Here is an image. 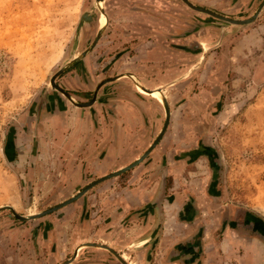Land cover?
Segmentation results:
<instances>
[{"label":"rangeland","instance_id":"1","mask_svg":"<svg viewBox=\"0 0 264 264\" xmlns=\"http://www.w3.org/2000/svg\"><path fill=\"white\" fill-rule=\"evenodd\" d=\"M93 1L0 0V207L9 206L19 215L46 211L103 177L104 165L114 169L129 159L115 154L102 160L104 153L91 149L94 143L102 144L100 138L88 137L84 143L85 135L77 132L79 110L52 90L48 80L64 65L55 77L57 84L65 90H72L74 84L87 94L86 103L91 98V91L84 90L89 83L95 89L119 73H131L141 82L138 58L150 47L152 37L140 26L164 21L170 27L164 36L172 41L171 80L165 85L171 113L165 131L167 156L157 162L159 169L173 164L174 151L197 155L201 147H213L218 171H214L212 191L222 198L211 205L212 214L217 215L210 216L211 223L226 209L237 208L264 221V15L252 24L236 25L194 10L181 0H104L108 24L93 45L98 20L103 17L104 25L107 22ZM189 1L227 18L253 14L251 5L245 9L247 0H228L229 4L220 6L218 0ZM85 13L92 14V21L81 22ZM136 31L141 34L137 36ZM85 51L82 58L86 60L68 64ZM145 77H150L147 72ZM103 86H109L106 97L110 101L126 99L137 90L125 78L105 82L100 89ZM44 91L47 105L36 113ZM81 110L82 118L87 110ZM163 113L159 109L147 123L149 141L160 132ZM201 154L188 162L187 168L193 169L180 181L182 188L196 189L199 196L206 193L203 188L211 174L210 162ZM132 171L119 177L126 181L124 186L118 187L115 181L119 178L113 177L110 185H98L41 218L16 220L10 211H0V264H61L78 244L110 246L116 239L120 242L115 250L128 264H171L165 262L163 245L172 236L158 235L135 247L136 239L144 236L135 227L138 219L130 215L133 207L125 203L129 212L124 214L122 206L127 202L122 190L135 183H127ZM139 218L141 223V214ZM105 222L109 226L103 234ZM123 238H133L129 248L121 242ZM207 244L211 252L204 251L194 264L228 263L232 246L221 249L223 240L214 243L216 249ZM66 264L123 263L107 249L85 246Z\"/></svg>","mask_w":264,"mask_h":264},{"label":"crops","instance_id":"2","mask_svg":"<svg viewBox=\"0 0 264 264\" xmlns=\"http://www.w3.org/2000/svg\"><path fill=\"white\" fill-rule=\"evenodd\" d=\"M247 1L248 2L245 6V9H247V7L249 8L251 5L253 12L257 10L261 2V0ZM211 2L212 1L210 0H204L203 3ZM223 2L227 3L228 0L217 1L219 6L224 5ZM198 7L207 9L210 12L214 11V9L206 8L204 7V5ZM262 15H264V6L262 7L258 18H260ZM258 18L256 20H258ZM140 28H142L143 31H148L150 33V36L152 37V43L140 58L137 57L139 59L138 63L141 64L138 69L142 73V76L140 78L138 77L139 80L141 79V82H139L144 88L146 87L150 90L159 91L157 88H160L166 95L165 85L171 80L170 71L172 41L170 42L169 40H167L170 37L164 36V33L166 31L167 33H169L168 30L170 29V27H167V24H165L164 21L161 23V25L153 21L150 22L149 25L147 24L144 27L140 26ZM135 34L139 36L141 33L139 31H136ZM174 44L181 43L174 42ZM202 44V47L205 46L204 43ZM209 45L211 46V44ZM81 59L86 60L85 58ZM77 67L78 66L76 65V68ZM145 72H147L150 76L148 79H146L145 77ZM70 74L71 72H69L67 76L71 77ZM133 74L135 75V73ZM88 87L90 89L88 88L84 90L91 91L90 95L92 97L96 88L93 89L90 83L88 84ZM108 87L109 86H103L98 90L97 101L91 108L84 109L87 111L84 113L82 118L80 116L82 115V108H75L78 109V113H80L78 117V123L81 126H79L80 131L77 129V132L80 133V136L85 135V137H83L84 143L85 138L88 137L89 139L93 140L94 138H100L102 140V144L96 146L94 143V146L91 147V149L95 150L96 152L101 150L104 153L102 155V160H106L108 157L115 154H120L124 157L130 156L126 162L117 164V167H115L114 169H109L106 167V165H104L106 170L101 176L105 175L106 172L116 170L118 168H121L122 166L127 165V163L132 162L146 151V146H149L150 143L153 142L152 140H154L157 136L156 134L159 133V131L156 132V134H154L149 141L150 137H147L148 133H146V131L148 132V129H146L147 123L151 122V120L153 119L152 117L156 116V113L159 112V109L163 110L162 105L160 104L161 102L155 99L151 94H149L151 96L150 97L148 94L141 92L139 90V87H137L138 92L146 94L145 96L135 91L136 93L132 92L126 99L120 98V101H110L106 97V89ZM74 89L76 90L75 87ZM77 92L74 93L78 95L79 92ZM107 111L111 115H108ZM104 112H106L108 119H111L112 123L110 121L108 123L105 121ZM166 134L167 133H165L163 137L160 138L152 151L146 155V158L141 163H139V166H137L134 171H132L131 175L127 176L129 178V180H127V183H133L132 181L134 180L135 183L133 184V188L127 187V189H124L126 191L122 190V192L125 194L124 199H126L127 201L122 204L123 212L128 211L126 206L127 204L125 205V203H129V205L133 207V209H129L132 210L130 212V215L132 218L138 219L135 223V227L139 228V234L144 236L140 240L138 238L136 239L135 247L140 248L146 245L148 239H151L153 237L155 238L158 235L162 237L164 235L165 239L169 236H172V240L169 239L168 242L166 244L164 243L163 245L165 262H169L171 264H183L184 262V264H194L195 256L198 253L197 245L199 243L201 244V247H203V251L211 252V247H205L206 245L209 246V244H207L209 242L211 243L212 247L216 249L214 244L216 239L215 229L220 226L219 223L221 222V220L218 219V217H215L211 223L210 216H217L212 214L211 205H216L218 200L222 197H215V193H213V191L210 193V195L208 193H203L202 196H199V194H196V189L188 190L181 187V179L183 180V177L187 178L185 174L191 172V170L193 169L192 167L187 168L188 162H193L198 158H195L196 154L194 153L186 155L180 153L179 151H174L175 155L172 156L174 160V162H172L173 164H169V167L165 165L160 168L161 170L159 169V164L157 162L161 160V158H164L168 151V149L166 150L165 148ZM96 135L98 137H96ZM133 141H136V143L132 144ZM199 154L201 153L199 152ZM164 170L166 171V189L165 195L164 197H162L160 203L161 208L159 213L157 209L150 208L148 204H150V202L156 196L158 187L157 184L159 185L160 172ZM137 174L138 176H136ZM123 175L124 173L117 177L119 178ZM132 176H134V179H130ZM112 181V179L105 180L103 183L99 184V188L110 185ZM119 182L122 183L119 184ZM125 182L126 181L123 180V177L115 181V183L118 184V187L121 185L124 186ZM149 182L150 186L147 185ZM171 183V186L173 187L172 189H170ZM180 188L182 189L179 191ZM168 191H170L169 195ZM203 192H206L205 187L203 188ZM121 199L123 200V198ZM134 206L136 208H134ZM247 211L250 213V216L254 220H258L259 222H261L264 227L263 219L254 215L249 210ZM228 212L230 213L229 209ZM124 214L126 213L124 212ZM140 214L142 217L141 223V218H139ZM205 215L208 217V219ZM201 218L204 219V224L201 223ZM156 224H160L157 233L155 231ZM209 224H211L212 228L210 227V229L212 230L208 229L207 226H210ZM107 226H109V223L105 222L104 227H102L103 234H105V227ZM239 226L240 224H238V227ZM238 227L234 225L228 226L226 229L225 227H223V225L222 227H219L220 229H224L222 230V232L224 233L222 236V240L225 242V244L221 247V249L225 248L226 250H230V246H232L231 249L233 250L231 255H235L237 259L236 262L232 264H264V236H261L260 234H252L250 232H246V235L243 236L242 228ZM106 229H108V227ZM131 239L133 238H123L121 242H125L124 244L126 248H129L132 245ZM165 239L164 241H167ZM204 240H207L208 242L206 241L207 243H204ZM139 241H143V245H138ZM110 242V246H113L112 248L119 250V248L116 247V244L120 242L119 240L116 239ZM234 244L237 245L236 248H234ZM210 255H212V253ZM225 264L231 263L226 262Z\"/></svg>","mask_w":264,"mask_h":264},{"label":"water","instance_id":"3","mask_svg":"<svg viewBox=\"0 0 264 264\" xmlns=\"http://www.w3.org/2000/svg\"><path fill=\"white\" fill-rule=\"evenodd\" d=\"M104 0H94L93 3H92V6L94 7V9H96L99 13L104 12L103 10V3ZM184 4H186L187 6H189L190 8L194 9V10H197V11H200V12H204V13H207L209 14V16L221 21V22H224V23H229V24H236V25H247V24H252L256 21V19L258 18L261 10H262V7L264 6V0H261L260 2V5L259 7L257 8V10L252 14L250 15L249 17L247 18H243V19H236V18H230V17H224V16H220V15H217L213 12H210L209 10L207 9H204V8H201V7H198L196 5H194L192 2H190L189 0H181ZM100 4V5H99ZM106 15V14H105ZM107 20H108V17L106 16ZM93 19V16L92 14L90 13H85L84 15L82 14L81 15V22H90L92 21ZM80 22V23H81ZM106 26V25H105ZM104 27H102L101 29H98L97 30V33L95 35V40L93 42V45L95 44V42L98 40V37L99 35L101 34V30L103 29ZM88 51V50H87ZM87 51L77 55L75 58H73L72 60H70V62H68V64H71L73 63L74 61L82 58L86 53ZM65 66H61L59 70H57L54 75H52V77L48 80L49 81V85L51 87L52 90H55L57 91L58 93H61L63 94L67 99L69 100H73L72 97L69 95V93L64 89L62 88L61 86H57L55 81H53V79L60 74L61 70L64 69ZM120 78H125V79H129L130 81H132V83L134 84V87L135 89L137 87H142V84L137 80L135 79L131 74H128V73H119V74H116L112 77H109L107 79H105L104 81H102L101 84H99L92 97H91V100L86 103V104H82V103H78L76 102L75 104H77L78 106L82 107L83 109H87V108H91L93 106V104H95V102L97 101V92L98 90L100 89V87L102 86V84H104L105 82H113V81H116L117 79H120ZM160 93H161V96H162V103H160L162 105V108L164 110V113H163V124H162V127H161V130L159 132V134L156 136V138L153 140V142L148 146V148L146 149V151L140 155L139 157H137L135 160H133L131 163H129V165L127 166H122L121 168H118L108 174H105L103 177L95 180L94 182L88 184L86 187H84L82 190H78L74 195L72 196H69L68 198L62 200V202L58 203L57 205L51 207L50 209L46 210V211H43V212H35L33 214H27V215H22V214H17L13 208L9 207V206H1L0 207V211H3V210H8L10 211V216L14 217L16 220H31V219H35V218H41V217H44L46 215H49V214H52L54 212H56L57 210L61 209L62 206L64 205H67L69 203H71L72 201H74L75 199L79 198V197H83L85 196L89 191H91L92 189H94L96 186H98L99 184L103 183L105 180H109L113 177H116V176H119L121 174H125L127 173L128 171H131L133 169H135L137 166H139V163H141L145 158H146V155L149 154L152 149L154 148V146L157 144V142L160 140V138L164 135L165 131L167 130L168 126H169V119H170V107H169V103L166 99V96L163 92L162 89L160 88H157ZM137 91V90H136ZM46 92L44 91L42 97H40L39 99V102H38V105H37V111L36 113H38V111H40V109L44 106L47 105V100H46ZM212 169L213 171H218V162L214 159L213 161V165H212ZM166 171H162L161 173V178H160V182H159V185H158V189H157V192H156V196L153 198V200L150 202V204H148V206L150 208H155L158 210V212L160 213V208H161V200H162V197H164L165 195V189H166ZM159 227H160V224H156V233L158 232L159 230ZM85 246H93V247H96V248H100V249H107L109 250L110 252H112L118 259L119 261H121V263L123 264H128V262H126L122 256V253L116 251L115 249H113L112 247H110L109 245H101V244H90V243H83V244H78L76 245L73 249V253L72 255L66 259L65 261H63V263L61 264H66L68 263L69 261H71L72 259L75 258L79 248H83ZM76 247H78V250L76 249ZM198 247V253L196 254L195 256V259H198L201 255L203 256V247H201V244L199 243L197 245ZM203 251V253H202Z\"/></svg>","mask_w":264,"mask_h":264},{"label":"flooded vegetation","instance_id":"4","mask_svg":"<svg viewBox=\"0 0 264 264\" xmlns=\"http://www.w3.org/2000/svg\"><path fill=\"white\" fill-rule=\"evenodd\" d=\"M254 13V12H253ZM103 14V16L105 17V20H106V16H105V14L103 13V12H101V15ZM100 15V16H101ZM107 22H106V26H107V24H108V20H106ZM105 26V27H106ZM98 30V29H97ZM76 55V54H75ZM77 56V55H76ZM71 59H73V58H71ZM63 72V71H62ZM69 74V73H68ZM56 77H58V76H56ZM56 79L57 78H54L53 79V81H55V83H56V85L57 86H60L59 84H57V81H56ZM72 80V79H71ZM73 86H72V90H70V89H67L66 91L69 93V95L72 97V99L73 100H69V99H67L66 97V100L70 103V104H72V106L73 107H77V108H79L80 106H78L77 104H75L76 102H78V103H82V104H86V100H88L86 97H87V94H84V93H82V92H80V91H78L77 89V91L79 92H77L75 89H74V84H72ZM70 86H71V83H70ZM63 88V87H62ZM55 91V90H54ZM57 92V91H56ZM74 92H77L78 93V95L76 94V93H74ZM58 94H60V93H58ZM80 94V95H79ZM63 95V94H62ZM59 96V98H60V95H58ZM64 96V95H63ZM79 97V98H78ZM81 97V98H80ZM58 98V99H59ZM60 100V99H59ZM90 100H91V98H90ZM89 100V101H90ZM89 101H87V103L89 102ZM59 103H60V101H59ZM80 108H82V107H80ZM83 109V108H82ZM61 111V110H60ZM216 152V150L215 149H213V147H209V146H205V147H201V149H200V153H204L205 155V157L207 158V160H209V162H210V167H211V174L209 173V175H208V178H207V180H206V182H207V187H206V193H208L209 195H210V193L212 192V188H213V186L215 185V174H214V171H213V169H212V165H213V161H214V159L216 160V157H214L215 156V153ZM203 154H198V155H196L195 156V158H197V157H199V156H202ZM217 161V160H216ZM161 173L162 172H160V177H159V182H160V178H161ZM212 186V187H211ZM212 195V194H211ZM219 195L218 194H216L215 193V197H218ZM224 213V214H223ZM229 212H228V209L227 210H225V211H223L222 212V214H220V217L218 218V219H220L221 220V222L219 223V225L222 227V225H223V227H225V229L228 227V226H232V225H234V226H237L238 227V224H240V228H242V230H243V232H242V235L243 236H245L246 235V232H250V233H252V234H260L261 236H264V227H263V225H262V223L261 222H259L258 220H254L251 216H250V213L246 210V209H243V208H237V209H235L234 211H231L229 214H228ZM229 216H228V215ZM225 225V226H224ZM220 226H218L216 229H215V237H216V239H215V242H219V240H222V236H223V232H222V230H224V229H220L219 227ZM238 227V228H239ZM246 230V231H245ZM198 237V236H197ZM197 239V238H196ZM102 245V244H101ZM105 246V245H104ZM236 257H235V255H231L230 254V256H227V261L229 262V263H235L236 262Z\"/></svg>","mask_w":264,"mask_h":264},{"label":"bare ground","instance_id":"5","mask_svg":"<svg viewBox=\"0 0 264 264\" xmlns=\"http://www.w3.org/2000/svg\"><path fill=\"white\" fill-rule=\"evenodd\" d=\"M100 5V4H99ZM103 15V14H102ZM101 15V16H102ZM106 21V20H105ZM105 25H106V22H105ZM102 27H104V19L103 17H101L99 20H98V28L101 29ZM139 90L141 92H144L146 94H151L155 99H157L159 102L162 103V96H161V93L160 91H156V90H150V89H147V88H142V87H139ZM78 250V247L76 248Z\"/></svg>","mask_w":264,"mask_h":264}]
</instances>
